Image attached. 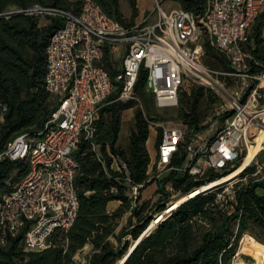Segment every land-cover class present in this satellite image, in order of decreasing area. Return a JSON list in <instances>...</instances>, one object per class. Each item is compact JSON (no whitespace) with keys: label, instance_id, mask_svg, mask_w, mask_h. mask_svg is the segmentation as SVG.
<instances>
[{"label":"built area","instance_id":"1","mask_svg":"<svg viewBox=\"0 0 264 264\" xmlns=\"http://www.w3.org/2000/svg\"><path fill=\"white\" fill-rule=\"evenodd\" d=\"M163 1L156 0L154 10L142 21L128 25L106 13L95 0H67L70 7L35 4L5 13L62 18L64 25L53 33L46 48L45 87L54 99L50 118L38 134L20 133L0 152V161L26 160L29 164L23 179L0 200L1 247L22 234L25 251H42L52 245L58 230L68 231L75 224L80 209L76 178L81 168L75 153L86 140L107 169L96 142L101 111L114 101L138 100L136 86L143 69L147 72L144 88L161 109L178 106L190 80L216 90L224 103L215 120L198 126L146 117L150 129L158 133L148 177L135 182L128 163L109 153L119 184L111 187V193L118 194L121 186L126 200L112 201L118 204L108 205L107 212L113 214L123 207L132 219L128 230L138 226L135 211L153 184L165 200L149 214L140 237L185 202L209 193L215 194L209 207L235 216L239 228L245 211L240 193L249 184L264 180V161L256 156L249 166L253 165V171L245 169L232 181L200 190L211 183V175L223 177L235 170L264 131V61L254 53L257 29L264 48V0H208L202 14L180 7L166 11ZM204 35L227 59V70L203 62ZM5 110L0 114V133ZM189 182L196 185L185 190ZM182 198L186 200L172 209Z\"/></svg>","mask_w":264,"mask_h":264},{"label":"trees","instance_id":"2","mask_svg":"<svg viewBox=\"0 0 264 264\" xmlns=\"http://www.w3.org/2000/svg\"><path fill=\"white\" fill-rule=\"evenodd\" d=\"M95 1L121 23L130 24L124 18L121 0ZM127 1L135 18L138 13L137 0ZM173 1L180 8L195 14L204 13L208 5V0ZM35 4L70 7L67 0H0V114L6 108L5 120L1 125L0 152L5 149L9 140L20 133L38 134L53 111L54 100L45 87L46 48L53 33L64 25L63 19L48 17L50 23L40 27V19L35 15L25 12L5 14L13 8H28ZM259 34L257 29L254 34V53L259 61H264L263 42ZM204 44L205 53L215 57L223 70H227L229 64L225 56L216 51L208 39ZM208 64L215 67L213 62L208 61ZM112 77H115L114 73ZM146 77L147 72L143 69L136 93L149 110L150 93L144 88ZM181 93L179 119L186 125L198 126L204 117L199 108L206 98L213 101L211 95L203 85L194 88L191 93L185 90ZM131 108H135L134 126L129 135L128 147L123 148L119 144L123 112ZM149 134L150 127L144 108L136 100L114 101L105 105L98 123L96 142L106 160L107 169L97 158L91 143L83 140L75 153L81 163L76 178L80 209L75 224L68 231L58 230L53 235L52 245L42 251H25L22 234L11 237L6 246H0V264H76L75 255L88 244L92 246V253L87 264H115L118 260L117 264H120L125 258L123 264H224L234 254L242 233L253 225L258 231L250 236L264 245V194L258 191L264 189V181H261L249 184L240 193L239 199L245 211L238 232L231 229L235 216H225L209 207L208 204L215 195L209 193L185 202L156 227L154 223L148 234L141 238L150 214L145 212L149 203L146 200L135 211L139 225L118 236L121 240L123 236L132 234L134 241L130 248L133 247V250L129 248V241L122 250L115 247L111 238L117 237V220L122 217L125 209L121 207L109 214L107 208L110 202L116 199L126 200V197L121 186L118 194L111 193V187L119 184L115 179L117 173L111 168L113 160L109 153L120 156L128 163L135 182H143L148 177L147 169L151 160L147 148ZM28 170L26 160L0 161V200L4 193L12 190L23 179ZM253 170L254 167H249L246 171ZM220 177L221 175H211L209 184L223 178ZM195 185L196 183L189 182L185 190H190ZM161 206V202L158 203V208ZM205 221L209 224L208 228L203 225Z\"/></svg>","mask_w":264,"mask_h":264},{"label":"rangeland","instance_id":"3","mask_svg":"<svg viewBox=\"0 0 264 264\" xmlns=\"http://www.w3.org/2000/svg\"><path fill=\"white\" fill-rule=\"evenodd\" d=\"M144 6L146 7V10L141 13L139 10V7L141 8ZM155 6H156V0H137L138 13H137L136 17L133 18V12H132V9L129 5V2L127 0H121V10L124 14V18L126 19V21L128 23L142 21L150 12H152L154 10ZM162 6L166 11H169L173 8H179L180 7L179 4L173 0H164L162 3ZM37 17L40 19V27H45L46 25H48L50 23V19L46 16H37ZM155 18H156V16L153 17V19H155ZM203 38L205 40H207L206 35H204ZM208 61L213 62L215 64V67H214L215 69H220V70L224 69L222 67V65L220 64V62L215 57L205 53V55L203 57V62L205 64L209 65ZM116 64L119 65V61H116ZM200 85L201 84H198L197 82L190 80L189 82L185 83L184 90L187 91L188 93H191L194 88H196ZM203 86L205 87L206 92L211 95L213 101L210 102L206 98L204 100V102L202 103V105L200 106L199 110L204 113V117L199 124H205V122L210 121V119L215 120L216 112L219 111V109L221 108V106L224 103V99L218 94V92L216 90H214L213 88H211L210 86H207V85H203ZM137 96L139 99L136 101L138 102L139 105H141L144 108L145 116L148 117L149 119H155L156 121H160V122H164V123L182 122V120L179 119V111H178L179 105L176 107H173V108L165 109V110L161 109L156 105L152 95L148 94L149 101H150V109L148 110V108H146V106L144 105V101L142 100L140 95L137 94ZM52 99H53V97H52ZM134 114H135V108H131V109L125 110L123 112L124 124H123L122 131L120 134V143H119L120 146L123 148L128 147L129 135H130L132 127L134 126ZM224 118L225 117L219 119L220 126H221V124H224V121H223ZM157 136H158L157 131L154 128H151L150 134H149V140L147 143V147L150 151L151 156H154L157 153V149H158ZM257 159L261 162L264 161V148L257 155ZM249 163L250 162H248V164H247L248 167L250 166ZM242 164H243V162L239 165V167ZM239 167L236 168L235 170H233L232 172L238 170ZM251 167H253V165ZM246 168L242 169V171H244ZM242 171H240L239 174L242 173ZM232 172H230V174ZM261 181H264V180H261ZM225 182H228V181L220 182L216 185H219V184H222ZM216 185H213V186H216ZM213 186H211V187H213ZM155 187H156V185L150 184L146 188V190L144 191L145 200L149 201L148 206L145 210L147 215L151 212L158 210L159 209L158 203H160V202L162 203L165 200V195H163L162 197L159 198V196L157 195V191L155 190ZM211 187H209V188H211ZM261 192H263V191H261ZM184 200H186V198L182 199L181 201H184ZM178 203H181V202L178 201L176 206L178 205ZM117 204L118 203H113L110 206L114 207V205L116 206ZM121 220H122L121 221L122 225L119 224V226L120 225L121 226L119 228H117V231H116L117 237H112L111 240H112L113 244L115 245V247H118L119 249L122 250L127 241H129V248H130L131 244L133 243V239L128 235L123 236L121 238V240L119 239L118 236H122V233L124 231H130V230H128V228L132 224L131 217H129L126 214H124V217ZM203 225L207 228L209 227V224H206V221L203 222ZM231 229L234 230L235 232H238L239 228H237V225L234 221H233V223H231ZM257 231H258V229L254 225L250 226V228L246 229L242 233V235L238 241V244L236 246V250H235L234 254H231L229 256L230 258L227 259L226 262L224 261V264H237V263H241V262L243 263V261L245 263H248V264H253V262L255 260L248 259L246 257V255L244 254V251H245V247H246L245 244L248 243V241L251 240V241H256V242L260 243L258 241V239L250 236V235H252L253 232H257ZM245 232H249V233H245ZM260 244L263 245L262 243H260ZM126 252L124 253V255L126 254ZM257 252L261 256L260 259L264 258V251L258 250ZM91 253H92V246H91V244H88L75 255V263L76 264H87L88 258H89ZM219 264H221V263H219Z\"/></svg>","mask_w":264,"mask_h":264},{"label":"bare ground","instance_id":"4","mask_svg":"<svg viewBox=\"0 0 264 264\" xmlns=\"http://www.w3.org/2000/svg\"><path fill=\"white\" fill-rule=\"evenodd\" d=\"M263 148H264V131L261 132L259 134V136L256 138L255 144L249 146V150H248L247 154L244 156V158L242 160L243 164L240 167L238 166L239 167L238 170L232 172L231 174L227 175L226 177H223L222 179H220V180H218V181H216V182H214L212 184L205 185V187L202 188L200 191L205 190V188L207 189V188H209V187H211L213 185H216V184H218L220 182L231 181V180L235 179L239 175V172L242 171V169L248 167V165H247L248 162H250L249 165H251V163L253 162L255 157L261 152V150ZM182 199H184V198H182ZM181 200H180L181 203L184 202V201H181ZM178 204L180 205V203H178ZM179 205H177V206L175 205L172 209H175V208L179 207ZM143 236H144V234L141 236V238H144ZM141 238L139 240H141ZM245 246L246 247H245L244 254H248V255L252 256V260H255L253 262V264H264V258L260 259L261 256L257 252L258 250L264 251V246L263 245H261L260 243H258L256 241H251L250 240V241H248V243L245 244ZM130 250H133V247H132V249L130 248ZM125 259L120 264H123V262H125ZM243 263L244 264H248V263H245L244 261H243ZM243 263L241 262V263H237V264H243Z\"/></svg>","mask_w":264,"mask_h":264},{"label":"crops","instance_id":"5","mask_svg":"<svg viewBox=\"0 0 264 264\" xmlns=\"http://www.w3.org/2000/svg\"><path fill=\"white\" fill-rule=\"evenodd\" d=\"M139 10H140V12L142 13V12H144V11L146 10V7H145V6H144V7H141V8L139 7ZM123 124H124V119H123ZM123 124H122V127H123ZM121 131H122V130H121ZM147 143H148V142H147ZM147 148H148V147H147ZM148 150H149V149H148ZM149 153H150V151H149ZM258 191H259L260 194H264V189L261 188V189H259ZM261 191H263V192H261ZM111 204H113V203L110 202V203H109V206H110Z\"/></svg>","mask_w":264,"mask_h":264},{"label":"water","instance_id":"6","mask_svg":"<svg viewBox=\"0 0 264 264\" xmlns=\"http://www.w3.org/2000/svg\"><path fill=\"white\" fill-rule=\"evenodd\" d=\"M248 259H252L251 255L245 254Z\"/></svg>","mask_w":264,"mask_h":264}]
</instances>
